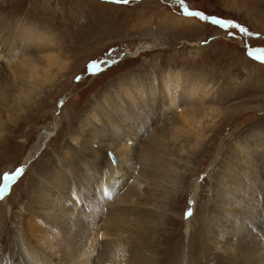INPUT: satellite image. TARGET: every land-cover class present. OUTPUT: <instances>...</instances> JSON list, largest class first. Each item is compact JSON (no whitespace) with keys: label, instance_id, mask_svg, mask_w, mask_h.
Returning a JSON list of instances; mask_svg holds the SVG:
<instances>
[{"label":"bare ground","instance_id":"1","mask_svg":"<svg viewBox=\"0 0 264 264\" xmlns=\"http://www.w3.org/2000/svg\"><path fill=\"white\" fill-rule=\"evenodd\" d=\"M2 11L0 4V143L15 114L31 108L35 94L52 87L59 55L33 56L40 41L34 30ZM203 72L181 68L150 80L129 74L114 82L115 89L94 98L89 112L71 124L62 151L40 138L48 151L30 170L11 238L0 231L5 249L0 264H264V199L256 192V177L261 176L264 196V135L253 149L248 143L253 137L239 143L245 155L238 160L248 159L245 169L235 172L230 156L213 174L205 202L197 203L193 196L197 212L192 229L180 232L168 225L181 217L177 187L188 178L190 161L174 157L165 146L174 142L178 151L191 153L207 138L213 114L223 113L219 103L206 104L215 93L209 95L211 77ZM73 113L66 114V123ZM188 130L196 131L191 135ZM185 139L187 145L180 143ZM14 176H0L1 207L8 210ZM102 187L117 195L95 230L72 199L81 195L89 201L100 196Z\"/></svg>","mask_w":264,"mask_h":264},{"label":"rangeland","instance_id":"2","mask_svg":"<svg viewBox=\"0 0 264 264\" xmlns=\"http://www.w3.org/2000/svg\"><path fill=\"white\" fill-rule=\"evenodd\" d=\"M183 2L189 11L234 21L253 35L233 25L187 16L179 0H0L4 15L17 19L18 25L26 21L40 39L31 51L33 56L59 53L52 87L47 93L35 94L31 108L15 114L18 117L9 121L0 143V171L24 167V172L11 180V209L1 207L0 201L2 235L11 238L13 223L20 220L17 213L24 202L21 198L28 187L30 170L40 165L48 151L38 140L44 138L51 146H58L56 151H62L67 129L89 112L86 109L93 106L94 98L104 95L106 89H115L114 82L132 73L150 80L154 76L162 78L168 70L204 71L211 77L209 95L215 93L207 96L206 104H220L223 110L216 117L213 114L214 121L206 128L207 138L196 150L184 154L174 142L165 146L174 157L190 161L185 173L188 178L177 187L181 217L168 225L180 232L195 226L197 206L192 198L197 203L205 202L219 164L226 166L233 156L231 161L236 162L231 164L232 169H245L248 159L238 160L245 155L239 143L253 137L248 142L253 149L254 142H263L259 137L264 135V0ZM92 62L95 64L90 65ZM72 111L74 115L66 123V114ZM167 112L170 116L171 109ZM7 113L11 114L4 111ZM183 142L187 145L189 140ZM241 178L245 179L244 172ZM260 179L256 177V192L263 200ZM8 242L6 239L5 247ZM2 246L0 242V252L5 250Z\"/></svg>","mask_w":264,"mask_h":264},{"label":"snow or ice","instance_id":"3","mask_svg":"<svg viewBox=\"0 0 264 264\" xmlns=\"http://www.w3.org/2000/svg\"><path fill=\"white\" fill-rule=\"evenodd\" d=\"M124 2L127 3V0H124ZM179 2H180V6L183 9V12L187 16L199 17V18H201L202 20H205V21L211 20L214 24L221 25V26L233 25L234 27L239 28L241 32L248 33V29L247 28L243 27L242 25H240L238 23H235L234 21L217 18L215 16H209V15H207V14L201 12V11H189L188 7L184 4L183 0H179ZM248 34L249 35H253L252 33H248ZM205 43H207V41H205ZM262 62H264V61H262ZM93 64H95V62H92L90 65H93ZM79 79H80V77H77V80H79ZM23 172H24V167L21 165L20 167H17L14 170H10V171L5 172V173H8V174L15 173L14 179H16V177L20 176ZM5 173H3V175ZM6 188H7V190L9 189V187L7 185H6ZM104 194L108 195V192H107L106 189H105ZM188 214L191 215L190 212Z\"/></svg>","mask_w":264,"mask_h":264},{"label":"water","instance_id":"4","mask_svg":"<svg viewBox=\"0 0 264 264\" xmlns=\"http://www.w3.org/2000/svg\"><path fill=\"white\" fill-rule=\"evenodd\" d=\"M109 157H110V160L114 163V162H115V158H114V156L110 153V154H109Z\"/></svg>","mask_w":264,"mask_h":264}]
</instances>
